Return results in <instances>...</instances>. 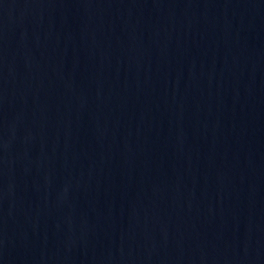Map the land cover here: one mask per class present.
Returning a JSON list of instances; mask_svg holds the SVG:
<instances>
[{
  "label": "water",
  "instance_id": "95a60500",
  "mask_svg": "<svg viewBox=\"0 0 264 264\" xmlns=\"http://www.w3.org/2000/svg\"><path fill=\"white\" fill-rule=\"evenodd\" d=\"M0 264H264V0H0Z\"/></svg>",
  "mask_w": 264,
  "mask_h": 264
}]
</instances>
